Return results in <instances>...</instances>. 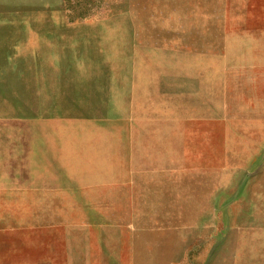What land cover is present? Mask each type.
<instances>
[{"label": "rangeland", "instance_id": "1", "mask_svg": "<svg viewBox=\"0 0 264 264\" xmlns=\"http://www.w3.org/2000/svg\"><path fill=\"white\" fill-rule=\"evenodd\" d=\"M0 264H264V0H0Z\"/></svg>", "mask_w": 264, "mask_h": 264}, {"label": "crops", "instance_id": "2", "mask_svg": "<svg viewBox=\"0 0 264 264\" xmlns=\"http://www.w3.org/2000/svg\"><path fill=\"white\" fill-rule=\"evenodd\" d=\"M39 125V124H38ZM37 124L35 125H32V127H30L31 130L30 134L29 135V140H28V156L29 157V163H32L33 164H37V163H40L41 160H39V157H46V156H49L50 154L48 153H43L41 152L42 150V145L43 143H46V142H50V141H54L55 139L57 140L59 137H58V134H55V132L58 130L57 127L55 125H52L50 127H44L43 125L41 127H39ZM19 132H23L24 131V126L25 125H16ZM35 126H38V127H35ZM46 126V125H45ZM41 128V129H40ZM43 128V129H42ZM50 128V129H49ZM52 128V129H51ZM61 131V130H59ZM64 131H69L68 129L67 130H64ZM18 132V133H19ZM69 138L70 135H65V138ZM24 138V134H22V139ZM12 140V139H11ZM17 141H18V137H17ZM43 141V142H42ZM95 144H98V143H95ZM48 146H46L47 148ZM95 147L99 148V146L95 145ZM97 156V155H96ZM97 163L98 165L100 164V159L99 157H97V162H96V158L95 157H89L87 158L84 162H72L71 163V169H73V171H75V169L77 168L78 170V167L81 168V166L83 168H88V171L89 169H91L93 172H96L95 173V177H92L94 175H81L79 173H74L71 175V177H77V178H80V179H84V178H98V173L100 172V167L97 166ZM33 169V168H32Z\"/></svg>", "mask_w": 264, "mask_h": 264}]
</instances>
